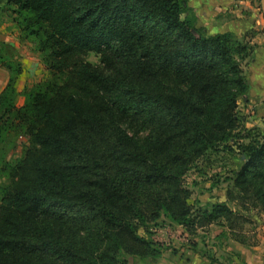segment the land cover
<instances>
[{"label":"trees","instance_id":"obj_1","mask_svg":"<svg viewBox=\"0 0 264 264\" xmlns=\"http://www.w3.org/2000/svg\"><path fill=\"white\" fill-rule=\"evenodd\" d=\"M47 77L26 86L0 43V145L26 140L4 162L0 264H127L157 259L161 215L188 233L241 211L264 215V135L244 125L238 99L252 45L195 28L188 0H4ZM95 53L99 63L86 56ZM233 145V146H232ZM237 152L225 200L190 203L185 174L207 152ZM230 204L233 206L231 207ZM240 234V233H239Z\"/></svg>","mask_w":264,"mask_h":264},{"label":"rangeland","instance_id":"obj_2","mask_svg":"<svg viewBox=\"0 0 264 264\" xmlns=\"http://www.w3.org/2000/svg\"><path fill=\"white\" fill-rule=\"evenodd\" d=\"M195 15V28L200 32H231L237 39L249 42L253 47L243 60L242 68L248 81L246 95L238 99L239 112L244 125L254 128L264 135V11L262 0H188ZM0 0V43L5 53L18 62L21 71L15 86L18 91L16 104H23L22 95L26 86L30 87L44 80L47 69L39 52L27 39L21 37L13 15L4 9ZM93 64L99 63V56L89 53L86 58ZM4 69V68H1ZM6 70V69H4ZM7 71V70H6ZM8 73V71H7ZM26 140L20 135L12 142L0 145V184L7 182L4 162H14L21 158ZM233 146V145H232ZM241 164L237 152L219 148L192 164L186 172L185 185L191 190L190 203L195 207H208L214 202L224 201L226 190L231 186V171ZM232 207L233 205L230 204ZM246 218L244 228L234 233L223 219L212 222L208 227L198 228L195 233L175 224L167 216L161 215L156 225H149V233L140 229V234L162 246L160 258L141 259L124 256L127 264H198L201 256L206 262L221 264L226 261L223 252L239 247L264 246V215L257 211H241ZM203 262V261H202ZM227 263V262H225ZM264 264V259L262 261Z\"/></svg>","mask_w":264,"mask_h":264},{"label":"crops","instance_id":"obj_3","mask_svg":"<svg viewBox=\"0 0 264 264\" xmlns=\"http://www.w3.org/2000/svg\"><path fill=\"white\" fill-rule=\"evenodd\" d=\"M1 68L3 67H0V91L6 85L9 76V73H7V71L4 70L5 68L4 69ZM223 254L228 256V258L226 257V261H225L227 263L224 262L221 264H263L262 261L264 259V246L257 245V247H252V248L239 247L231 251L225 250ZM196 257H197L196 262L198 264H212L210 261L206 262V260L201 256H196Z\"/></svg>","mask_w":264,"mask_h":264},{"label":"water","instance_id":"obj_4","mask_svg":"<svg viewBox=\"0 0 264 264\" xmlns=\"http://www.w3.org/2000/svg\"><path fill=\"white\" fill-rule=\"evenodd\" d=\"M262 7H263V11H264V0H262Z\"/></svg>","mask_w":264,"mask_h":264}]
</instances>
